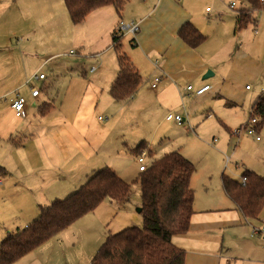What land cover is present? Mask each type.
Returning <instances> with one entry per match:
<instances>
[{
	"label": "rangeland",
	"instance_id": "rangeland-1",
	"mask_svg": "<svg viewBox=\"0 0 264 264\" xmlns=\"http://www.w3.org/2000/svg\"><path fill=\"white\" fill-rule=\"evenodd\" d=\"M14 1L0 0V164L11 173L7 182L0 185V209H3L6 218L21 225L29 222L32 210L26 211L24 206L26 202L33 204L37 200L47 202V199L40 197L47 198L49 192L40 196L36 187H53L54 174L51 168L56 163L68 168L67 181H63L66 183L74 184L84 174V170L93 169V173L106 164L116 166L122 178L131 183L139 173V165L132 150L140 141L153 147L152 155L146 156V164L172 150H180V153L190 157L194 165H199V171L203 168V160L208 162V157L218 159L224 165L226 162V172L234 167L231 160L234 156L237 160L244 159L246 164L249 160L257 159L261 151L257 146L259 142L255 140V135H249L239 127L248 118L246 109L238 107L228 115L229 109L213 105L212 109L216 113L209 112L208 105L212 102L208 99L202 102L199 97L187 92L186 83L175 89L179 92V109L171 108V104L166 101L161 104L155 100L149 102L148 98L153 96L150 83L157 72V67L152 64L156 57H152L151 62L141 57V90L134 98L118 102L107 94L110 81L107 77L113 74H109L107 69L116 57L115 49L110 47L109 50H103L104 39L97 42L71 39L69 34L73 33L74 26L63 0H52L54 15L48 21L41 19L39 0H17L15 4ZM229 1L201 0L199 4L194 3V10L205 17H208L205 12L208 6L213 9L211 14L217 11L230 14L232 9L228 6ZM234 1L239 5L241 0ZM124 6L120 13L122 16ZM131 14L132 9L125 10V19H131ZM121 15L117 14L118 17ZM121 24L126 25L123 22ZM123 32L120 31V34ZM123 36H119L120 52L128 55L131 51L130 35ZM99 63H103L102 72L99 71ZM115 63L118 69L116 60ZM41 64V72L46 75L45 86L37 98H31L25 86L26 79ZM91 66L95 67V71L90 70ZM80 70L85 73H80ZM207 73L208 70L203 73L204 76ZM13 79L17 81L14 84ZM20 85V92L27 98V116L24 120L14 115L9 107L10 95L6 96L7 92ZM96 85L102 89L101 93L93 91ZM251 96L252 91H249L245 103ZM47 101L51 102L52 107L40 116L39 104ZM167 113H179L184 119L181 125L166 120ZM220 117L225 118L233 133L223 125ZM236 127L240 128L238 134L235 133ZM256 134L264 146V124ZM44 136L49 141L51 159L48 161L43 160L37 152L39 150L34 148V145L39 147L42 144ZM19 137L23 146L12 144V139L18 140ZM217 148H222V153L217 152ZM259 155L264 158V153ZM233 174L236 175L237 170ZM65 192L63 190L60 195H65ZM139 202V185L131 183L129 203L138 206ZM259 218L253 227L259 226L264 214ZM131 224H136L135 220L132 219ZM85 230L82 226H74L73 233L68 234L67 231L62 234L61 241L68 242L62 245L63 255L58 264H89L90 254H95L103 235L97 245L98 237L95 241H88ZM262 236L254 235L256 239H263Z\"/></svg>",
	"mask_w": 264,
	"mask_h": 264
},
{
	"label": "crops",
	"instance_id": "crops-1",
	"mask_svg": "<svg viewBox=\"0 0 264 264\" xmlns=\"http://www.w3.org/2000/svg\"><path fill=\"white\" fill-rule=\"evenodd\" d=\"M16 1L13 3L15 4ZM39 1L41 19L45 21L52 19L54 15L52 0ZM199 1L201 2V0H127L123 16L119 17L114 6L100 7L89 13L81 23L73 24L71 22L74 29L73 33L69 34V37L79 41L87 39L90 42L104 39L105 46L103 50H109L110 47L115 49L112 33L114 30L117 32L118 23H133L137 26L135 33L124 30L122 34L119 32L117 35L118 37L120 35H130L131 51L128 53L129 56H127L139 73V69L142 68L141 57L150 62L152 57H156L152 64L157 67V72L153 74L150 87L155 77H158L159 81L155 87H151L153 96L148 98L149 102L155 100L158 104H161L166 101L167 104H171V108L177 110L179 109L177 100L180 98L179 92L177 93L175 90L176 87H183V83H186V86L192 85L193 88L208 84L210 89L206 93L198 96L193 95L199 97L202 102L206 99L212 102L208 105L209 112H215L212 109L214 105V107L217 106L221 109H229L228 115L230 111L238 107L246 109L249 113L251 105L264 90V85L262 84V80H264V8L248 10L250 22L244 28L236 30L239 12L247 11L249 8L247 0H238L240 2L239 5L234 0L229 1V7L232 1L236 4L233 8L230 7L232 9L230 14H224L219 11L211 14L213 9L208 6L205 8L208 17L194 10V3L199 4ZM130 9H132L131 19H125V10L129 11ZM24 16L26 17V15ZM186 22L192 23L205 35V43L194 48L180 38L178 31ZM120 41L121 38L119 37V43ZM115 56L112 64L107 69L109 74L113 73L111 77H107V80L110 79L107 94H109L110 83L118 72L115 63V60L117 62V53ZM43 64L38 66L26 79V81H30L25 86L31 98H37L45 86L46 75L41 80H33L32 78L33 75L42 73ZM103 67V63H99V71H104ZM90 70L95 71V67L91 66ZM207 70L209 72L208 82L206 81L207 76L203 74ZM80 73H85V71L80 70ZM209 77H215V79L210 80ZM16 82L15 79L12 80L13 84ZM38 83L41 85L37 86ZM253 84L257 86L256 89H254L255 85L253 88ZM30 86L38 88L39 92L36 96L31 95ZM246 86H249V88H246ZM21 88L22 85L6 93V96L10 95L9 107L15 116L16 114L11 107V100L16 92L25 98L26 107L27 98L20 92ZM93 91L98 94L102 92V89L96 85ZM249 91H252V96L249 98L248 103H245ZM187 92L191 93L190 91ZM226 102H232V105H228ZM51 107V102L48 101L43 102L41 105L39 104V115H45L50 111ZM26 116L25 108V116L23 118L16 117L24 120ZM166 120L168 119L166 118ZM220 120L229 132L233 133L225 118L220 117ZM247 120L248 118L244 123ZM242 124L243 122L239 124V127ZM178 125H181V123ZM42 139V144L39 147L34 145V148L39 150L37 152H39L43 160L48 161L51 159L48 150L49 141L46 136ZM255 140L259 142L257 146L261 148L259 154L264 153V146L260 142L261 139H256L255 137ZM12 144L23 146L20 137L18 140L12 139ZM226 146L228 147V144ZM134 149L132 150L133 153ZM221 149L217 148V152L222 153ZM177 151L180 152V150ZM181 154L193 163L190 157L183 153ZM259 154L257 159L249 160L247 164L244 159L237 160L234 156L235 159L231 158L234 167H230L227 172L226 162L224 165L220 160H212L209 157L208 162L203 160L202 165H204L201 171H199V165H194L195 173L190 180V186L194 190V199L189 229L185 234L172 237V242L185 250V264H264V236H262L263 239H256L250 227H253L255 221L260 220V215L264 214V207L257 219L244 218L234 202L225 193L221 183L222 174L234 179H240L243 169H250L261 175L264 174V158ZM37 159L40 160V157ZM226 160L231 162L229 158ZM106 165L112 167L122 177L120 170L116 166ZM0 166L5 167L2 164ZM5 169L8 171V175L0 177L1 186L11 176L10 171L6 167ZM235 170H237L236 175L233 174ZM92 171L93 169L84 170V174L79 176L74 184H71L63 182L67 181L65 178L68 168H63L58 163L54 164L51 168V173L54 174V178L52 177L53 187L41 185L36 187V191L40 193V196L49 192L47 198L40 197L43 200L47 199V202L41 203L38 202L40 200H37V203L33 204L26 202L24 206L26 211L32 210L29 222L38 216L39 206L47 205L55 198L66 197L78 188ZM10 180L14 181L13 179ZM63 190H66V194L60 195ZM4 198L5 200L7 199L6 196ZM138 208L139 205L130 204L129 199L122 202L103 201L92 212L85 214L69 227L46 240L12 264H58L59 258L63 255L62 245L68 242V240L61 241L64 232L68 231V234H71L74 232V226H82L87 229L85 230L87 231V240L90 242L92 240L95 241V238L98 237L99 240H96L98 245L101 235H103L102 239L104 240L108 232L114 233L121 230L130 225L132 219L133 221L135 220L137 225H140L141 218L137 211ZM8 209L12 211L11 207ZM263 221H260L258 225ZM28 223L21 225V223L13 219L6 218L3 209H0V242L7 233L20 230ZM52 238L56 239L53 240ZM103 240H101V243ZM90 255L91 260L94 254Z\"/></svg>",
	"mask_w": 264,
	"mask_h": 264
},
{
	"label": "trees",
	"instance_id": "trees-1",
	"mask_svg": "<svg viewBox=\"0 0 264 264\" xmlns=\"http://www.w3.org/2000/svg\"><path fill=\"white\" fill-rule=\"evenodd\" d=\"M127 0H63L73 24L81 23L93 10L112 5L121 15ZM249 8L240 11L236 30L249 22L248 10L264 8L263 0H247ZM178 34L189 46L197 47L206 37L192 23H184ZM112 41L117 53L118 72L108 93L118 101L129 100L138 92L142 79L126 54L120 52L116 30ZM232 105V102H226ZM255 117V128L264 124V90L251 105L247 122ZM247 122L245 124H247ZM243 124V125H245ZM242 125V126H243ZM142 150L152 155V147L140 141L134 149L135 158ZM194 164L174 150L153 159L131 183L139 185L141 224H130L106 235L89 264H185V250L172 242L175 235L185 234L193 213L194 190L190 180ZM8 175L0 166V177ZM245 181L222 174L225 193L246 219H257L264 207V174L243 169ZM131 183L104 165L64 198H55L39 206L38 216L22 229L7 233L0 242V264H12L46 240L92 212L101 202H122L129 199Z\"/></svg>",
	"mask_w": 264,
	"mask_h": 264
},
{
	"label": "built area",
	"instance_id": "built-area-1",
	"mask_svg": "<svg viewBox=\"0 0 264 264\" xmlns=\"http://www.w3.org/2000/svg\"><path fill=\"white\" fill-rule=\"evenodd\" d=\"M236 4L234 1H232L230 3V7H234ZM122 30H127L130 31L131 33H135L137 30V26L134 25L133 23L131 24H121L120 22V27H117V32L119 33ZM33 80H41L45 78V74L43 73H38L33 75ZM159 81L158 77H155L154 82L151 84V87H155L156 83ZM30 81H27V84H29ZM246 88H249V86H246ZM210 89V85L208 84H204L200 87H196L193 88L192 85H187L186 86V90L190 91L191 93H193L194 95L198 96V95H202L204 93H206L208 90ZM39 90L38 88L32 87L30 86V93L32 96H36L38 94ZM11 107L14 110L15 114L17 117L19 118H23L25 116V98L18 92L15 93V95L13 96L12 100H11ZM166 118L168 120H173L174 122L180 124L183 122V118L180 116L179 113H168L166 115ZM257 119L255 117L251 118L247 124L241 126L240 128H243L247 134L249 135H255L256 139H259V136L256 134V128H255V123H256ZM240 128L236 129V134L239 133ZM147 153L145 150H142L139 154L136 155V161L138 163V171H143L147 168V165L145 163V159H146ZM241 181H245V177H241L240 178ZM252 234H263L264 235V221L257 227H252Z\"/></svg>",
	"mask_w": 264,
	"mask_h": 264
},
{
	"label": "water",
	"instance_id": "water-1",
	"mask_svg": "<svg viewBox=\"0 0 264 264\" xmlns=\"http://www.w3.org/2000/svg\"><path fill=\"white\" fill-rule=\"evenodd\" d=\"M208 73H209V72H208ZM208 73H207V76H208ZM137 211L139 212V211H140V208H138Z\"/></svg>",
	"mask_w": 264,
	"mask_h": 264
}]
</instances>
